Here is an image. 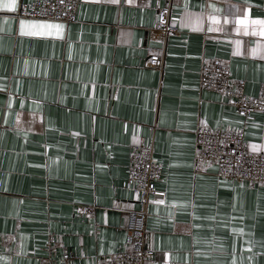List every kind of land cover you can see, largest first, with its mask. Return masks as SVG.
<instances>
[{"label":"crops","instance_id":"1","mask_svg":"<svg viewBox=\"0 0 264 264\" xmlns=\"http://www.w3.org/2000/svg\"><path fill=\"white\" fill-rule=\"evenodd\" d=\"M34 1L0 8V264H52L51 239L54 255L75 253L68 264H107L126 249L137 200L124 182L140 142L163 168L147 209L151 264H264V186L195 163L202 126L243 129L248 149L264 153V113L244 121L199 87V69L213 59L245 80L249 96L264 83L259 25L245 35L223 23L245 0H173L178 35L163 44L153 32L161 0H80L76 22L59 34H21L12 14ZM247 5L250 19H264V0ZM153 54L164 56L161 72L146 65ZM80 206L92 218L77 215Z\"/></svg>","mask_w":264,"mask_h":264},{"label":"built area","instance_id":"2","mask_svg":"<svg viewBox=\"0 0 264 264\" xmlns=\"http://www.w3.org/2000/svg\"><path fill=\"white\" fill-rule=\"evenodd\" d=\"M161 1L153 32L163 44L167 38L178 35V30L171 23L173 0ZM79 3L80 0H36L22 4L12 15L17 19L68 25L76 22ZM146 65L161 72L164 56L150 55ZM198 76L200 89L214 92L231 102L242 120H249L256 112L264 113V83L256 96L247 95L245 80L233 79L228 65L218 59L202 64ZM195 142L197 166L213 164L216 176L223 180L253 187L264 186V153L248 149L243 129L198 127ZM126 173L124 186L135 193L137 208L127 214L124 227L126 249L111 255L107 264H151L154 252L145 245L147 209L150 199L156 194V183L163 176V168L155 160L151 144L140 142L131 147ZM93 212L92 207L76 209L77 215L88 218H92ZM57 246L53 239L46 246L47 254L52 256V264H68L76 256L72 250L54 255Z\"/></svg>","mask_w":264,"mask_h":264},{"label":"snow or ice","instance_id":"3","mask_svg":"<svg viewBox=\"0 0 264 264\" xmlns=\"http://www.w3.org/2000/svg\"><path fill=\"white\" fill-rule=\"evenodd\" d=\"M17 7V0H0V8H5L11 11H14ZM188 5L185 4V8H187ZM213 11L219 12L218 9H215L214 6ZM234 11L231 13V16H224L223 23L228 24L231 22L234 24L233 31L235 32H243L245 35H247L250 31L249 25H259L258 30H253V35H259L261 37H264V19H250L248 14V5L247 0H245V6L243 8H240L239 6L233 5ZM209 18L213 21V23L218 24L220 21L217 18V15H210ZM189 19H192V17H189ZM200 17H195L196 23L200 22ZM20 32L21 34L25 33L26 27L30 29L28 31L29 35H36V36H42V35H52V29H56L57 34H59V31L63 28L62 24L59 23H50L44 20H20ZM213 28L210 26L209 31H212ZM220 30V29H217ZM237 45L239 46L240 41L238 40ZM261 51V46L254 47L252 49V54L256 55L258 52ZM256 146H253L255 148ZM157 203H164V201H157ZM23 245H21L22 247ZM249 250H251L249 248ZM235 252V249L233 250ZM251 259V258H249ZM233 264H235V259H233Z\"/></svg>","mask_w":264,"mask_h":264}]
</instances>
